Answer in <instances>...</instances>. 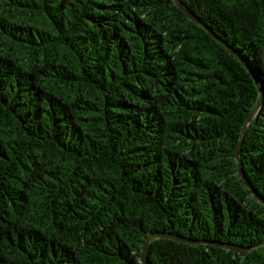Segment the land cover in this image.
Returning a JSON list of instances; mask_svg holds the SVG:
<instances>
[{"label": "trees", "instance_id": "1", "mask_svg": "<svg viewBox=\"0 0 264 264\" xmlns=\"http://www.w3.org/2000/svg\"><path fill=\"white\" fill-rule=\"evenodd\" d=\"M181 1L249 68L173 0H0V264H264V0Z\"/></svg>", "mask_w": 264, "mask_h": 264}, {"label": "water", "instance_id": "2", "mask_svg": "<svg viewBox=\"0 0 264 264\" xmlns=\"http://www.w3.org/2000/svg\"><path fill=\"white\" fill-rule=\"evenodd\" d=\"M174 3L177 5V7L193 22H195L196 24L201 25L202 27L206 28L207 31L217 39L218 42H220L222 45H224L231 53H233L236 58H238L239 60L242 61V59L240 58V56L229 46L227 45L225 42H223L222 40H220L219 38H217L211 30H209L200 20L197 16H195L191 11H189L184 4L182 3L181 0H173ZM244 65L247 66L246 63H244V61H242ZM247 68H249L247 66ZM253 74V73H252ZM253 77L255 78V82H256V86L258 89V98L257 101L255 103V105L253 106V108L251 109V111L248 113V115L246 116L241 129H240V133H239V140L237 142V146L235 149V159L237 161V168H238V172L240 174V176L242 177V179L244 180V182L247 184V186L250 187L249 183L247 182L246 178L244 177L243 173H242V169H241V164H240V160H239V154H240V149H241V145L243 142V137L246 134L249 126L251 125L253 119L255 118V116L257 115V113L259 112L262 103H263V95H264V87L261 84V82L258 81V79L255 77V75L253 74ZM251 193L252 195L257 198L258 200H260L261 202L264 203V200L256 193V191H254L253 189H251ZM156 237H167V238H171L173 240L176 241H181V242H199V241H193L187 238H183L174 234H169V233H152L151 235H149L143 242L142 246H141V254H140V259H141V263L142 264H148V259H147V246L149 244V242ZM214 245L219 246V247H223L232 251H236L238 252L241 256H244L245 254H247V252H249V250L251 249V247H241V246H236L233 244H229V243H220V242H213ZM260 244H264V241H262Z\"/></svg>", "mask_w": 264, "mask_h": 264}]
</instances>
